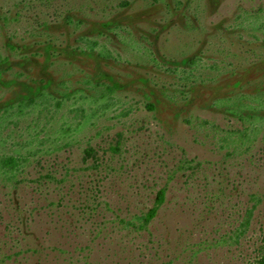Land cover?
<instances>
[{
  "label": "rangeland",
  "instance_id": "obj_1",
  "mask_svg": "<svg viewBox=\"0 0 264 264\" xmlns=\"http://www.w3.org/2000/svg\"><path fill=\"white\" fill-rule=\"evenodd\" d=\"M191 58L204 83L180 102L174 64ZM0 67V106L32 81L118 85L79 143L0 179V264H264V130L242 142L214 105L264 81V0H0ZM68 108L59 123L79 121ZM28 114L21 132L46 123ZM161 190L148 230L125 227Z\"/></svg>",
  "mask_w": 264,
  "mask_h": 264
},
{
  "label": "trees",
  "instance_id": "obj_2",
  "mask_svg": "<svg viewBox=\"0 0 264 264\" xmlns=\"http://www.w3.org/2000/svg\"><path fill=\"white\" fill-rule=\"evenodd\" d=\"M94 46L96 47L95 42L88 50L96 51ZM98 55L103 54L100 51ZM200 61L199 58H191L174 64L173 72L179 83L176 97L173 96V98L188 103L190 100L187 94L204 83L199 70ZM1 64H4V61ZM5 72L6 69L0 67V84ZM250 84L251 81L238 82L232 87L234 90H229L224 98L214 102L216 107L244 125V130L239 134L242 142L247 143H251L264 130V81L252 87L253 91L248 89ZM25 88V93L0 106V148L2 149L0 179L8 183H18L19 177L22 176L32 159L67 150L79 143V135L95 124V120L100 118V110L115 105L118 91V85L92 76H87L82 82H74L70 78L57 83L43 80L40 83L32 81V85H26ZM146 100L148 101L147 108L154 111L155 106L149 102L148 94ZM66 108L73 111V118L80 117L79 121H69L66 115H62L64 121L59 123L56 115ZM36 111L45 116L46 123L42 125L32 121L21 132L19 127L21 119H24L27 113L33 114ZM8 126H13L17 131L13 130L4 137L3 132ZM15 132L17 133L14 138L13 133ZM165 200L166 190H161L154 207L144 215L124 221L125 227L137 231L148 230L157 218ZM252 215L253 213L249 212L248 220L242 223L235 233L236 241L245 235Z\"/></svg>",
  "mask_w": 264,
  "mask_h": 264
}]
</instances>
